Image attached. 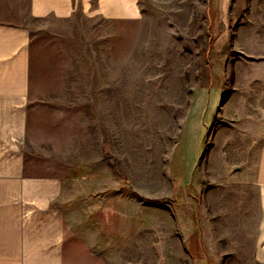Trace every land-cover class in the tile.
Masks as SVG:
<instances>
[{
  "label": "rangeland",
  "instance_id": "obj_1",
  "mask_svg": "<svg viewBox=\"0 0 264 264\" xmlns=\"http://www.w3.org/2000/svg\"><path fill=\"white\" fill-rule=\"evenodd\" d=\"M131 2V16L81 5L31 22L28 167L68 179L66 195L84 208L76 233L88 241L99 205L98 257L83 264H209L241 250L229 242H249L219 234L243 221L226 214L236 209L228 201L252 198L264 0ZM200 92L214 114L189 175L187 116L194 134L208 123Z\"/></svg>",
  "mask_w": 264,
  "mask_h": 264
},
{
  "label": "crops",
  "instance_id": "obj_2",
  "mask_svg": "<svg viewBox=\"0 0 264 264\" xmlns=\"http://www.w3.org/2000/svg\"><path fill=\"white\" fill-rule=\"evenodd\" d=\"M93 4L94 0H0V264H83L85 257L91 261L98 257L94 246L99 247L100 243L99 205L87 212L91 215L87 221L97 228L95 240L88 241L83 234L76 233L77 225L85 220H78L74 212L82 217L84 208L78 194L66 195L68 179L31 173L26 158L31 22L48 16L69 17L81 5L88 12L107 17L139 12L131 0H95ZM259 94L264 95V86ZM204 95L207 94L200 92L201 105L197 110L207 113L208 123L198 122L194 134L188 114L183 130L184 138L190 132L192 137L196 136L185 155L189 175L201 153L205 128L214 114V105L207 108L208 99ZM252 165L247 182L252 198L230 200L228 203L234 202L236 209L226 211L243 221L236 230L219 234L227 240L249 242H229L227 246L241 250L216 257L211 252L213 261L209 264H264V117ZM249 215L252 222L247 226Z\"/></svg>",
  "mask_w": 264,
  "mask_h": 264
}]
</instances>
